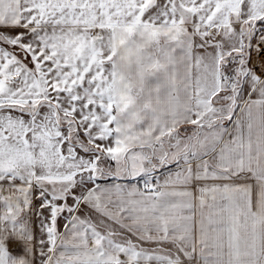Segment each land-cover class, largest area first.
<instances>
[{
    "label": "snow or ice",
    "instance_id": "obj_1",
    "mask_svg": "<svg viewBox=\"0 0 264 264\" xmlns=\"http://www.w3.org/2000/svg\"><path fill=\"white\" fill-rule=\"evenodd\" d=\"M0 264H264V0H0Z\"/></svg>",
    "mask_w": 264,
    "mask_h": 264
}]
</instances>
